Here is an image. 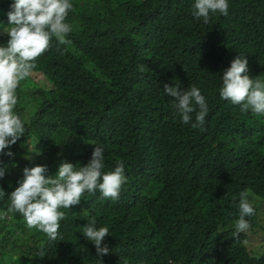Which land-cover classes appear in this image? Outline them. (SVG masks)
Segmentation results:
<instances>
[{"label":"trees","instance_id":"1","mask_svg":"<svg viewBox=\"0 0 264 264\" xmlns=\"http://www.w3.org/2000/svg\"><path fill=\"white\" fill-rule=\"evenodd\" d=\"M12 2L0 0V46ZM71 3L72 43L58 51L53 38L17 89L25 134L5 149L12 157L0 153V212L24 168L46 165L45 176H55L62 161L86 165L95 145L105 149L102 171L122 162L127 182L117 200L86 192L61 209L63 241L49 242L9 213L0 220V256L8 264H264V248L248 234L264 233V116L219 96L239 54L249 77L264 80V0H228V15L211 14L207 24L193 18L194 0ZM177 83L205 97L203 131L174 115L163 87ZM244 191L255 214L233 237ZM91 217L109 229L108 254L97 255L83 235Z\"/></svg>","mask_w":264,"mask_h":264},{"label":"clouds","instance_id":"2","mask_svg":"<svg viewBox=\"0 0 264 264\" xmlns=\"http://www.w3.org/2000/svg\"><path fill=\"white\" fill-rule=\"evenodd\" d=\"M72 8L71 0H13L10 4L8 27L3 30L8 40L5 46H0V153L12 157L13 153L5 152V149L16 144L25 134V122L15 111L21 82L31 76L37 67V59L50 49L53 38L58 51L61 45L72 43L67 39L72 26L66 22ZM228 8V0H194L191 14L207 24L211 14L228 15ZM247 63L245 56L240 54L230 62L221 76L219 96L239 105L242 113L250 110L255 115L264 116V80L250 78ZM163 93L173 98L174 115L179 116L182 123L204 130L202 125L209 109L197 87L185 90L179 83L165 84ZM104 153L102 145H95L86 165L77 168L62 161L55 176H45L48 171L46 165L24 168L23 178L17 181L18 186L7 194L10 203L6 211L0 212V219L9 213H19L28 229L43 233L49 242L63 241L58 231L60 221L65 219L61 209L78 205L86 192L95 194L99 191L102 198L117 200L127 182L122 162L117 163L114 171H102ZM33 154L39 155L40 152L36 149L26 154L24 159L31 161ZM4 175L5 169L0 168V178ZM248 195L247 191L239 194V203L236 204L239 218L235 221L233 237L250 229L246 217L254 215L255 209ZM5 196V192L0 190V198ZM95 225L96 219L91 217L83 227V235L95 246L97 255L102 256L109 252L107 245L102 246L109 229ZM39 255L43 257L44 251L41 250Z\"/></svg>","mask_w":264,"mask_h":264},{"label":"rangeland","instance_id":"3","mask_svg":"<svg viewBox=\"0 0 264 264\" xmlns=\"http://www.w3.org/2000/svg\"><path fill=\"white\" fill-rule=\"evenodd\" d=\"M28 79L29 78H27L26 80ZM26 80L22 81L21 84L23 83L26 86L28 84ZM4 223L6 224V221ZM248 234H249V243L251 245H254V247L264 248V233L263 232L254 233V232L248 231ZM7 257H8L7 254L0 256V264H8Z\"/></svg>","mask_w":264,"mask_h":264}]
</instances>
